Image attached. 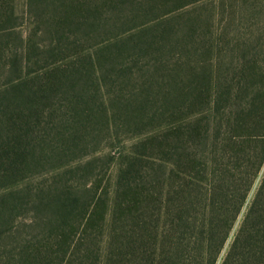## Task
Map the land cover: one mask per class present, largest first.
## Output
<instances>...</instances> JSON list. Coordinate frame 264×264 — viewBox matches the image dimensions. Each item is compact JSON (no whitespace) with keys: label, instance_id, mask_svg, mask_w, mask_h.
Instances as JSON below:
<instances>
[{"label":"trees","instance_id":"trees-1","mask_svg":"<svg viewBox=\"0 0 264 264\" xmlns=\"http://www.w3.org/2000/svg\"><path fill=\"white\" fill-rule=\"evenodd\" d=\"M26 3L32 21L17 20L16 0H0V264H82L89 250L72 259L74 247L108 229L114 213L139 235H120L125 252L116 257L96 247L94 264L120 256L119 264H216L264 166L262 0ZM175 53L180 62L167 67ZM155 93L168 118L164 192L139 156L119 167L110 201L95 195L97 174L80 190L65 181L67 170L57 175L65 165L46 169L78 149L72 124L106 117L110 103L141 118ZM51 134L70 147H53ZM56 175L60 184L31 186ZM163 205L158 253L161 233L142 217ZM29 207L46 212V231L25 243L18 234ZM220 264H264V172Z\"/></svg>","mask_w":264,"mask_h":264},{"label":"rangeland","instance_id":"rangeland-1","mask_svg":"<svg viewBox=\"0 0 264 264\" xmlns=\"http://www.w3.org/2000/svg\"><path fill=\"white\" fill-rule=\"evenodd\" d=\"M16 3L17 12L14 16L17 18V20L32 21L33 15L29 13L28 8L26 7V0H16ZM262 3L264 7V0H262ZM258 19L264 23V10L258 16ZM34 41L37 42L35 39ZM164 60H166V66L170 68L176 67V64L180 62L177 53L169 55ZM143 76V74L136 75L137 78ZM160 76L165 77V73L159 74V77ZM154 92H157V89H155ZM163 98L164 95L158 96V94L155 93L154 96L150 98L151 104L147 108V113H145L141 118H136L132 113L128 114L124 112L119 106L116 108L114 103H110L109 106L111 112L106 117H102L101 115V117L94 116L89 118L87 122H83L84 128H76V125L72 124L70 126L71 130L74 129L72 136L77 140L76 146L74 147H78V149L73 154L71 160L56 161L46 169L52 173V167L65 165L66 169L63 168L58 172L57 175L67 170V172L64 174L65 181L69 185H72L73 187L80 190H82V186L84 184L87 185V188L90 187L93 177H91L89 173L94 175L97 174L98 179L101 182H99V186L95 195L105 192H107L108 195L109 193H112L111 191L114 189L116 183V173L119 167L124 168L127 166V164H129L128 160L130 158L139 156L143 158V161H150L147 165L146 172L150 174L153 181H156V184L159 183L158 190L164 192L165 125L167 124L168 118L165 116L167 110L165 109V102H163L165 100ZM130 99H133V97ZM154 136H156L157 141L154 139ZM49 140L56 143H52L53 147H70V144H68L69 138H61L55 136V134H51L49 136ZM60 140L63 141L58 144L57 142ZM43 147L47 146L43 145ZM112 157H114V159H112ZM93 158H95V163L93 166L94 169L92 168L91 170H86L87 173L81 169L79 171L73 172V170H78L74 169L78 166V163L83 164L87 160H93ZM69 167H71V170H69ZM263 172L264 166L247 196L244 206L241 209V212L229 233L227 241L217 259L216 264H220L223 257L225 256L228 247L232 242L233 236L243 219L247 206L249 205L254 192L259 185V181ZM57 175L46 176V178H36L38 180L32 183L33 185L31 186H34L35 183H38L39 186L47 185L50 182L51 184H54L55 182L60 184L62 179ZM111 198L112 194H109L107 199L110 201L112 200ZM28 209L30 210L24 214L25 218H23V223L20 225V233L18 234L19 240H23L25 243L35 237H41L42 232L46 231V227L42 224L43 222H41L40 218V215H45L46 212L42 210L41 214L37 215L33 212V210H31V207ZM143 212L145 214L142 217L143 220H145V228H147V230L154 228V230H157L159 234L161 233V235L158 237L160 241V246H157L158 253H165V205L162 207H156L154 211L146 210ZM127 231H129L130 234H135L136 236L139 235L138 228H136L130 221L125 219L121 220L119 215L114 213L109 221L108 229L99 234L95 232V235L91 237L94 239L92 242L91 239H89L88 241L84 242V245L79 243L80 248L74 247L76 249L72 259L83 256L84 251L89 250L86 257L83 256L81 258V262L82 264H94V255L97 251L96 247L100 249V256L106 255V253H108V255L110 254L112 257L119 256L121 248L123 252H125L123 246L126 245L124 241L119 238V236L127 233ZM109 232L114 233L116 239L111 238ZM107 233L110 243L108 249L105 247L107 242ZM162 234L164 236L161 238ZM147 240H153L152 234L147 236ZM110 246L114 247V250H112ZM51 258L53 262H58L61 256L59 254H55V256H52ZM120 260L121 256L118 258V261ZM118 261L116 264H119Z\"/></svg>","mask_w":264,"mask_h":264}]
</instances>
